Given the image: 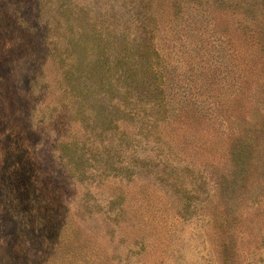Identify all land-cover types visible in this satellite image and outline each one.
Instances as JSON below:
<instances>
[{"label": "rangeland", "instance_id": "374dc122", "mask_svg": "<svg viewBox=\"0 0 264 264\" xmlns=\"http://www.w3.org/2000/svg\"><path fill=\"white\" fill-rule=\"evenodd\" d=\"M0 264H264V0H0Z\"/></svg>", "mask_w": 264, "mask_h": 264}, {"label": "trees", "instance_id": "16d2710c", "mask_svg": "<svg viewBox=\"0 0 264 264\" xmlns=\"http://www.w3.org/2000/svg\"><path fill=\"white\" fill-rule=\"evenodd\" d=\"M141 37V36H140ZM144 39V41H145V37L143 38ZM144 47V46H143ZM146 52V50H144L143 51V53L144 54H147V53H145ZM156 69V66L154 65V64H149L148 66H147V68H146V71H147V73H151V74H153V73H155V70Z\"/></svg>", "mask_w": 264, "mask_h": 264}]
</instances>
